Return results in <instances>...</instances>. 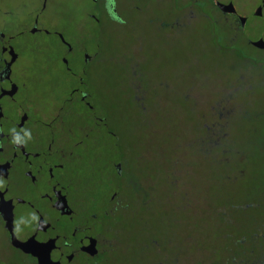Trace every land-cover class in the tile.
I'll list each match as a JSON object with an SVG mask.
<instances>
[{"label":"flooded vegetation","instance_id":"flooded-vegetation-1","mask_svg":"<svg viewBox=\"0 0 264 264\" xmlns=\"http://www.w3.org/2000/svg\"><path fill=\"white\" fill-rule=\"evenodd\" d=\"M49 1L35 29L21 31L35 0H0V264H264V187L237 180L236 135L255 111L233 95L252 78L264 82V49L247 42L240 18L215 0H152L165 8L155 13L151 0H76L84 25L73 21L43 43ZM247 1L264 9V0H239ZM124 9L149 14L162 32L204 19L214 51L238 60L236 84L219 73L217 111L204 101L193 117L203 122L189 134L200 144L148 150L144 129L169 85L142 71ZM115 55L125 130L95 79ZM200 182L210 183L199 205Z\"/></svg>","mask_w":264,"mask_h":264},{"label":"rangeland","instance_id":"rangeland-1","mask_svg":"<svg viewBox=\"0 0 264 264\" xmlns=\"http://www.w3.org/2000/svg\"><path fill=\"white\" fill-rule=\"evenodd\" d=\"M8 1L1 0L6 4ZM76 6V0L49 1L44 21L50 33L42 36L45 38L43 43L56 39L55 35L59 34L58 32L71 30L70 27L74 26L73 21L80 22L78 26L84 25L85 19L83 15L79 16ZM162 6L161 3L153 2L149 8L155 13L164 10ZM85 8H82V14ZM124 12L129 24L128 29H123V31H127L128 36L130 32H134L141 40L137 52L141 57L142 71L151 72L155 81L163 75V82L169 85L166 92L162 91L163 88L160 90L158 95L160 102L154 113L152 112L148 117L150 129H144L148 150H152L156 145H159L162 150H168L172 145L177 144H200V142H195L189 134L203 132L201 130L204 127L201 125L203 122L192 124L189 119L191 111L187 108L193 111L195 117L204 114V101L209 102L218 95L216 84H218L219 73L222 70L225 79L229 78L230 83L236 84L234 80L238 79L239 71L230 68V64L238 67V60L232 59L234 57L224 47L221 50L218 49L219 51H214L210 42L212 24L204 22V19L178 24L177 30L162 32L156 25L147 22L149 14L136 19L132 11L124 9ZM236 44L246 48L239 36L236 37ZM250 50L253 49L250 48ZM36 56L40 58V55ZM114 57L116 58L112 66L105 64L101 70H96L95 79L102 93L109 100L112 98L113 117L115 116L113 119L116 120L120 129L125 130L128 126L127 117L130 110L125 99L122 96L119 97L117 93L119 85L116 78L122 65H120L118 55ZM225 85L227 89H230L227 83ZM239 87L241 85L237 88ZM246 89L247 93H233L238 97L237 100L246 98L245 101L249 103L244 112L255 111L252 113L251 120H242L243 126L236 135V146L242 159V161L237 160L241 170L237 180L246 190L250 191L253 188L257 191L264 187V82L252 78L249 83L247 82ZM240 90L243 91V89ZM209 105H213V102L210 101ZM213 106L217 111V105ZM209 183L200 182L199 187L192 191V196L199 205L205 197L204 186L206 188ZM223 186L229 188L227 185ZM218 195L222 194L218 193Z\"/></svg>","mask_w":264,"mask_h":264},{"label":"water","instance_id":"water-1","mask_svg":"<svg viewBox=\"0 0 264 264\" xmlns=\"http://www.w3.org/2000/svg\"><path fill=\"white\" fill-rule=\"evenodd\" d=\"M217 5L224 12H233L240 18L241 30L249 44L257 48L264 49V9L253 7L248 1L244 3L229 2L228 0H215ZM39 7L34 13L32 23L21 31L33 30L36 27L37 20L41 14V0H35Z\"/></svg>","mask_w":264,"mask_h":264},{"label":"trees","instance_id":"trees-1","mask_svg":"<svg viewBox=\"0 0 264 264\" xmlns=\"http://www.w3.org/2000/svg\"><path fill=\"white\" fill-rule=\"evenodd\" d=\"M187 110H190L191 111L190 112V118L189 119L191 120L192 124L195 125L197 121H195L194 118H193L194 117L193 111L191 109H188V108H187ZM177 145H183V144H177Z\"/></svg>","mask_w":264,"mask_h":264},{"label":"clouds","instance_id":"clouds-1","mask_svg":"<svg viewBox=\"0 0 264 264\" xmlns=\"http://www.w3.org/2000/svg\"><path fill=\"white\" fill-rule=\"evenodd\" d=\"M26 135H27V133H26ZM15 142V141H14Z\"/></svg>","mask_w":264,"mask_h":264}]
</instances>
